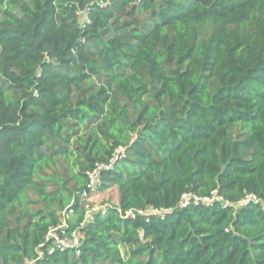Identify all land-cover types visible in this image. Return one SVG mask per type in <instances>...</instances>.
<instances>
[{"label": "trees", "instance_id": "16d2710c", "mask_svg": "<svg viewBox=\"0 0 264 264\" xmlns=\"http://www.w3.org/2000/svg\"><path fill=\"white\" fill-rule=\"evenodd\" d=\"M262 202L264 0H0V264H264Z\"/></svg>", "mask_w": 264, "mask_h": 264}, {"label": "built area", "instance_id": "2783aa9c", "mask_svg": "<svg viewBox=\"0 0 264 264\" xmlns=\"http://www.w3.org/2000/svg\"><path fill=\"white\" fill-rule=\"evenodd\" d=\"M80 14V13H79ZM123 153V150L120 149L115 153V159ZM111 168V164L105 166V165H100L97 169L93 170L92 172L88 173V184H87V190L88 192H86L84 194L85 198H88L90 195H93L94 193L97 192V187L99 185V170L100 169H109ZM190 196L189 195H184L179 207L180 208H184L189 204L190 201ZM214 199V196L211 199H204L202 200L203 202H210L211 200ZM196 200V199H195ZM250 200H252L253 202L257 203L258 201L255 199V197L252 196H248L247 199H245L244 201L238 203V206H243L244 204H246L247 202H249ZM107 204L104 206H101L99 208H91L90 205H86L85 207V216H84V223H89L93 220V215L97 212H101L102 214L105 213V210L107 208ZM261 206L264 207V202L261 203ZM149 211L153 214H160L162 215L163 213L161 211H156L154 209H149ZM141 213V212H139ZM131 212L127 213V215H130ZM67 214H63V217H65ZM64 221L62 226L60 227H56L53 228L51 230H49L47 236H46V241H49L50 239H53V243L54 245L61 247V248H65V247H77L79 245V241L81 238V234L79 231H75L71 234V237H60L59 236V232H61L64 229ZM62 234L64 235V233L62 232Z\"/></svg>", "mask_w": 264, "mask_h": 264}, {"label": "rangeland", "instance_id": "374dc122", "mask_svg": "<svg viewBox=\"0 0 264 264\" xmlns=\"http://www.w3.org/2000/svg\"><path fill=\"white\" fill-rule=\"evenodd\" d=\"M85 14L80 13L79 14V21L82 23L84 21ZM86 204L90 205L91 208H99L101 206H104L106 204L108 205H116L117 204V189L112 187L109 190H107L104 193H94L93 195H90L88 198L85 199ZM123 253L125 252V249L122 248Z\"/></svg>", "mask_w": 264, "mask_h": 264}]
</instances>
